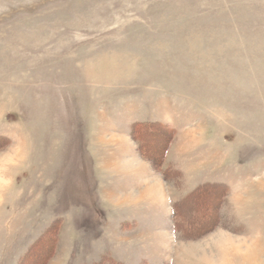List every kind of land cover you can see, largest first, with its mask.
<instances>
[{
    "label": "rangeland",
    "instance_id": "1",
    "mask_svg": "<svg viewBox=\"0 0 264 264\" xmlns=\"http://www.w3.org/2000/svg\"><path fill=\"white\" fill-rule=\"evenodd\" d=\"M103 258L264 264V0H0V264Z\"/></svg>",
    "mask_w": 264,
    "mask_h": 264
},
{
    "label": "trees",
    "instance_id": "2",
    "mask_svg": "<svg viewBox=\"0 0 264 264\" xmlns=\"http://www.w3.org/2000/svg\"><path fill=\"white\" fill-rule=\"evenodd\" d=\"M167 131V130H164ZM142 147L138 149V155L140 158L148 163L152 169L156 172H160L162 174L163 179H167L165 173H161V164L159 163V156L153 157L152 155L148 156L145 152H143ZM222 187L221 185H203L197 187L193 192L187 195L183 200L179 203L172 206V221H173V231L175 233H180L183 240H195L201 238L206 233L213 230L216 226V223L209 227L207 230L201 231V228L206 224L204 221H200L195 224H190V212H194V215H199L203 213V211L207 208L206 206L200 204V200L207 197L209 195V190L211 188ZM222 189H224L222 187ZM224 195H222L223 197ZM201 208V210H200ZM204 208V209H203ZM210 207H208L209 209ZM191 212V213H192ZM199 217V216H198ZM195 217V220L198 219ZM194 220V221H195ZM97 264H119L118 262H114L113 260L103 258Z\"/></svg>",
    "mask_w": 264,
    "mask_h": 264
}]
</instances>
